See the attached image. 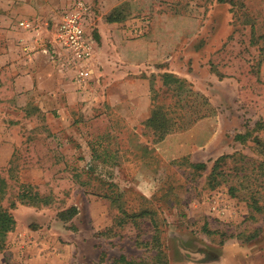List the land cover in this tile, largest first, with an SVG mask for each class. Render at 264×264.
Returning <instances> with one entry per match:
<instances>
[{"label":"rangeland","instance_id":"374dc122","mask_svg":"<svg viewBox=\"0 0 264 264\" xmlns=\"http://www.w3.org/2000/svg\"><path fill=\"white\" fill-rule=\"evenodd\" d=\"M75 1L0 0V264H264V0H82L84 79L50 39Z\"/></svg>","mask_w":264,"mask_h":264},{"label":"built area","instance_id":"2783aa9c","mask_svg":"<svg viewBox=\"0 0 264 264\" xmlns=\"http://www.w3.org/2000/svg\"><path fill=\"white\" fill-rule=\"evenodd\" d=\"M89 6L82 0H76L61 15L56 26L55 44L65 53L69 54L73 61L79 64V78H86L89 72V64L95 54V43L87 34L86 18L89 14ZM20 26L28 31H34L35 25L28 20L21 21Z\"/></svg>","mask_w":264,"mask_h":264},{"label":"trees","instance_id":"16d2710c","mask_svg":"<svg viewBox=\"0 0 264 264\" xmlns=\"http://www.w3.org/2000/svg\"><path fill=\"white\" fill-rule=\"evenodd\" d=\"M124 18L121 17V16H111L108 18V22H112V23H117V22H121L123 21ZM174 76H170V75H166L165 78H166V81L168 79V81H172L174 80L173 78ZM176 82H180V83H183L182 80H175ZM164 115L165 113L162 111V110H156L152 117L147 121L148 122V125L153 128L154 127V131H162L164 134H167L169 133L172 129H170V126H168L166 124V122H163V119H164ZM202 117H206V115L202 116ZM238 138H241V136ZM229 156H222L221 158H219L218 160L215 161V165L214 167L212 168V171H211V174H210V178L215 176V178L217 180H215V184H213L211 187L212 188H215L217 186H220L221 185V182L220 180L218 179L220 177V175L222 174V172H218V170L220 169V165L221 163L227 159ZM192 167L196 170H200V171H206L208 169V166L206 163H194L192 164ZM2 183H4L2 181ZM32 186H24V189H23V192H21L19 194V200L24 202V203H29V204H35L34 200L37 198L36 196L37 193H32ZM0 192L1 194L4 193V191L0 188ZM230 192L232 195H235L236 194V190L235 188H231L230 189ZM253 206H254V209L257 210V211H260L262 208L258 205L257 201H254L253 203ZM15 207V205H14ZM72 215L69 216V217H66L64 216V218L66 220H70V219H73L77 214H78V211L76 208H73L72 210ZM145 214H148V212H145ZM15 226H16V220L13 216V214L8 210V209H5L3 206H2V202H1V198H0V250H2L3 248V245H4V239L5 237H7V235L9 233H11L12 231H14L15 229ZM259 232V230H258ZM104 259H105V255L103 257H101V260L100 262L98 263H94V264H103L104 262ZM119 262H124L126 264H135L133 262H130L128 261V259L125 257V256H122L120 257L118 260H116L115 264H118Z\"/></svg>","mask_w":264,"mask_h":264},{"label":"crops","instance_id":"0c3cea01","mask_svg":"<svg viewBox=\"0 0 264 264\" xmlns=\"http://www.w3.org/2000/svg\"><path fill=\"white\" fill-rule=\"evenodd\" d=\"M25 20L31 21L34 25H36L35 26L36 29L34 31H32L34 33L37 32V30L41 27V25L37 21H34L31 18H22L19 21V23L21 21H25ZM29 32H31V31H29ZM51 35L52 36H51L50 39L52 40V44L53 45H56L55 44L56 25H55V29L52 30ZM89 66H90V64H89ZM59 220H60V218H59ZM60 221H62V220H60ZM62 222H64V221H62ZM58 223L59 222H57V224ZM64 225H65V229H67V223L64 222ZM70 229H69V231H71ZM69 231L68 232L65 231V232L66 233H70ZM200 254H197V255H200V258H197V261L196 260L193 261L194 262L193 264H250V262H249L250 259L248 258V255H249L248 254V251L242 250V249H240V250L237 249V250H235L233 252L231 251L230 252L231 256L225 257L224 259H222V261L218 260V263H215L217 261H212L210 253L207 254V252L206 253L205 252H202Z\"/></svg>","mask_w":264,"mask_h":264}]
</instances>
